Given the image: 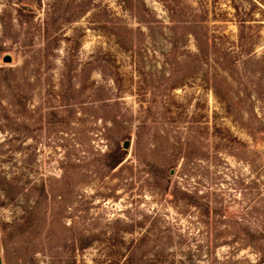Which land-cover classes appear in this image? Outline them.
I'll return each mask as SVG.
<instances>
[{"label": "rangeland", "instance_id": "1", "mask_svg": "<svg viewBox=\"0 0 264 264\" xmlns=\"http://www.w3.org/2000/svg\"><path fill=\"white\" fill-rule=\"evenodd\" d=\"M0 264H264V0H0Z\"/></svg>", "mask_w": 264, "mask_h": 264}, {"label": "water", "instance_id": "2", "mask_svg": "<svg viewBox=\"0 0 264 264\" xmlns=\"http://www.w3.org/2000/svg\"><path fill=\"white\" fill-rule=\"evenodd\" d=\"M3 61L5 63H9L10 62V57H8V56L4 57ZM123 147L124 148H128V143H125Z\"/></svg>", "mask_w": 264, "mask_h": 264}]
</instances>
